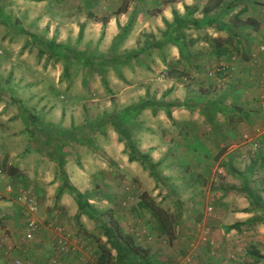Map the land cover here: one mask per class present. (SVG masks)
I'll use <instances>...</instances> for the list:
<instances>
[{
    "label": "crops",
    "instance_id": "0c3cea01",
    "mask_svg": "<svg viewBox=\"0 0 264 264\" xmlns=\"http://www.w3.org/2000/svg\"><path fill=\"white\" fill-rule=\"evenodd\" d=\"M31 1L32 7L39 3ZM210 1L129 0L126 9L118 11L123 0L114 10L108 9V3L103 0H94L90 9L93 8L95 17L78 19L85 34L83 42L93 46L91 53L96 49L106 52L119 32V26L127 22L131 23V27L122 47L135 49L137 43L142 46L144 40L141 34H155L158 28L163 30V19L172 22L173 11L190 20L185 30H197L198 35L194 36L201 38L210 48L206 54L203 51L193 52L191 48L197 45L195 40L185 43L172 41L166 43L169 48L167 58L120 64V82H126L118 92L122 102L120 108L146 98L154 103L138 112L135 120H141L138 122L145 127V118L150 117L151 126L154 127L152 135L139 130L137 148L147 153L152 162H158L159 166L165 168V176H159L163 181L159 186L156 185L157 180L150 179L139 161H129L125 144L119 141V134L106 120H99L101 127L97 133L90 132L89 127L78 132L81 125L72 122L71 112L65 114L63 106L34 109L29 102L31 96L27 94L28 84L18 89L12 86L14 94L11 89L6 102H0V197L4 200L0 225L11 229V237L4 239L8 247L16 248L15 252L10 253L12 256L17 253L41 254L49 240L57 244L55 231L60 227L58 223L64 221L61 213L71 218L77 215L78 203L74 194L62 186L61 171L93 205L96 204V195L101 193L100 188L114 197L110 180H125L129 175L137 179L141 188L135 194L133 206H127L129 194L126 199L116 200L114 205L108 203L111 201L107 199L97 203L102 208L110 207L122 225L130 222L127 213L129 208H137L138 196L142 191H149L154 197L161 192L159 200L170 202L173 208L180 207L177 211L181 213V219L177 220V225L182 226L181 235L185 242L187 238L193 240L197 236L192 225H196V217L202 216L203 209L205 215H209L210 225L214 223L217 228L203 227V233L197 237L207 236L208 239L204 241H209L223 252L227 250V255L235 237L244 239L250 235L249 240L256 237L264 241V212L261 205L264 204V179H257L264 174L261 173L264 168V62L258 49L264 36V12L259 6L245 8L246 0L232 9L221 6L205 12V8L216 3V0ZM260 1L264 3V0ZM0 14L3 15V12ZM212 18L216 20L211 21ZM194 19L200 20L198 27L192 25ZM76 27L77 23L75 31L70 33L72 37L67 32L68 25H62L58 38H51L59 43L71 41L79 32ZM184 45L192 53L190 58L180 56V48ZM213 62L221 68L215 76L224 75L222 80L225 82L211 97L206 89L220 81L212 76L209 68ZM167 68L169 70H165ZM141 72L142 75L139 74ZM189 84L200 86L198 99L190 96ZM16 96L21 101L15 103L12 97ZM80 120L91 127L97 124L90 122L87 116ZM160 129H164V135H161ZM94 146L106 156H99ZM246 149L253 152L254 158L244 169L239 168V162L249 151ZM182 161H186L185 164ZM235 177L241 179L240 184ZM8 184L31 189L39 198L41 229L33 241L24 238L25 222L21 205L6 191ZM61 189V194L56 198ZM186 207L198 211L199 216L185 220L186 214L190 213L183 212ZM163 208L168 209V206ZM80 219L86 221L85 215H80ZM235 223L239 227H229ZM33 242L39 243L33 246ZM199 242L196 246L202 243ZM94 249V246H89L86 253L93 255L97 251ZM197 250L199 254L194 252L191 257L187 255L181 264H196L197 260L202 259L204 248L199 245ZM260 253L264 254L263 251ZM56 255L60 260L65 258L58 252ZM226 261L224 259L217 264H227ZM251 261L253 264H264V259L254 256Z\"/></svg>",
    "mask_w": 264,
    "mask_h": 264
},
{
    "label": "rangeland",
    "instance_id": "374dc122",
    "mask_svg": "<svg viewBox=\"0 0 264 264\" xmlns=\"http://www.w3.org/2000/svg\"><path fill=\"white\" fill-rule=\"evenodd\" d=\"M93 1L94 0H92V2H90V0H41L36 1L39 3L32 7L31 0H0V12H3V15L0 14V102L9 98L11 89L13 90L11 93L14 94L15 90L12 86L15 85L18 89L26 83L29 88L27 94L31 96L29 102L34 109H44L47 106H63L65 114L71 112L73 116L72 122H75L77 126L81 125L78 132L83 131V129H87L88 127V130L92 133H97L100 130L101 125L98 122L103 116V113L106 114L107 112L111 113L115 110L117 111V109H119L122 105L118 92L123 88V84L126 82H120L121 66L118 65L119 63L116 66H112V64L107 63L105 72L102 73L106 75L108 81V88H105L101 81V72H99L100 68L98 66H93L92 64L84 65L77 63L74 60L65 64L62 59L57 60L55 58L46 57L44 53H42L43 50L41 49L44 47L40 43L35 42V39L30 37L28 34H36L39 39H50L51 37L58 38L60 27L62 25H68L67 32L70 35V33L75 31L76 23V30L79 29V25L81 24L78 21L79 18L95 17L93 8L90 9ZM103 1L108 3L107 8L112 10L120 4V0ZM263 4L264 3L260 0H253L247 3V6L249 9L259 6V8L264 12V6H262ZM252 18L253 17H251V19ZM247 20H250V18ZM241 22H244V20H241ZM163 28H165V26ZM190 28L192 27H189L188 29ZM158 30L155 34L151 33L153 34L151 37L152 40L161 38L160 28H158ZM197 32V30L193 29L187 31L184 29L185 41L195 40L197 42L196 48H191L193 52L203 51L205 54L207 51L210 52V48L202 42L201 38L194 36ZM76 35V38L73 37L71 41L68 40L66 43H69L72 48L77 49L79 52H87L90 54L93 46H87V43H84V31L82 32V36L80 38H78V32H76ZM144 39L145 38L143 36L142 40ZM263 39L259 43H262L264 41ZM123 40L121 42H117V44L119 42L120 43L116 48L121 54H123L126 50H138L142 47L137 43V48L135 49L123 48ZM200 46L204 47L200 48ZM168 49V45L165 44L163 48H152L149 51L150 54L148 56L146 53H143L139 56V58L131 57L128 61L135 60V62H143L149 58L154 59V61L155 59H162V57L167 58L169 56ZM101 53L108 56L110 55V49L106 52L98 51V49H96L94 54H91L97 55ZM123 60V64H126L125 62H127V60ZM216 66V62H213L211 66H209L212 76H215L217 72H220V70H216L219 68ZM141 67L142 66H140V68ZM134 74H136V72H134ZM139 74L142 75V72ZM215 77H217L218 80L220 79V81L212 83L210 88L206 89L208 90V95L211 97L216 94L218 89L223 87V82H225L222 80L224 75L217 74ZM199 88V85L189 84L190 96H192L193 99H198ZM201 89L203 90V88ZM24 96L26 97V95ZM12 99L15 103L21 101V99L17 96L16 98L12 97ZM6 100L4 102H6ZM84 116L89 117L90 122H96L97 124L94 127H91L90 125L87 126L83 123V120H80V118H83ZM135 119L136 118L133 119V125H131L130 130L133 135L132 139L134 144L137 147V140L140 133L138 136L137 134L140 129H142L141 131L147 135H152L155 131L152 129L154 127L151 126L152 122L150 117L145 118L144 126L146 128L138 122L141 120L137 121ZM148 128H150V130ZM33 129L38 130L35 127H33ZM160 133L161 135H164V129H160ZM44 136L45 135H43V137ZM80 139H82V136ZM94 147L99 156H106L97 149V146ZM127 150L128 148L125 149V151ZM246 150L248 151L249 149ZM252 154L253 152L251 150L246 152L245 157H241L242 159L239 162L238 167L244 169V167L249 163V160L254 158L252 157ZM182 162L185 164L186 161ZM145 171L149 174L151 180H157L156 185L159 186V183H163L159 176H165V173L163 174L165 168L158 165L157 172H155L156 176H153L147 169ZM263 172L264 168L261 169V173ZM235 178L239 180L240 184L241 179L238 177ZM257 179L263 180L264 174H260ZM110 182V186L113 190H111V192L115 195L113 197L110 193H106L105 189H99L101 193L96 195L97 200L96 204H94L97 206L96 209L98 210L96 217L89 218L86 214H83L86 217V221H83L80 219V216L76 215L74 218H71L67 216L66 213H61L64 221L63 223L58 224L61 227V234L65 237H69L70 244V248L68 250L59 252V254H63L65 256L62 260V264H94L99 247L104 245L107 248H110L107 238L103 234L102 226L108 224L109 218H112V221H117L118 223L119 221L117 220V216L113 214L110 207L102 208L99 207L97 203L103 199H107L111 201L108 203L114 205L116 200H120L122 198L126 199L127 194H129L130 197L126 199L127 206H133L136 202L135 194L138 191V188H141L139 181L130 175L127 176L125 180H110ZM146 192L149 194V191ZM161 195L162 193L160 192L158 196H150L160 206L162 205L165 208L168 206V209L166 210L172 219L170 231L167 232L166 230H158L156 227H152L146 214L137 213V211L133 212L134 209L131 208H129V212L127 213L130 222L123 225L119 223L125 232L130 233L138 244L144 246L148 250V257L151 264H181L182 261L186 259L187 255L191 257L194 252L199 254L197 250L199 245H202L204 248L202 253L203 258L197 260L196 262L194 261L196 264H217L224 259L227 260V264H233L234 262L238 264H253L251 261L252 255L248 254L250 252L249 250L255 248L258 252H264V241H260L259 239H256V237L249 240L248 238L250 235L244 239L237 237L233 238L232 244H230L232 248L230 249V253L228 255L227 250L226 252L218 250V247H215L212 243L210 244L209 241L206 242L203 238L197 237L198 234L200 236V233H203V230L205 229L203 227L210 226L211 229L217 228L214 223L210 225L211 221L208 219L209 215H205L204 209L202 211V216L196 217V222L199 223V225H197V223L196 225H192L194 226L197 236L194 237L193 240L189 237L187 238L188 241L185 242L183 235H181L182 226L177 225V220L181 219V213H178L177 211L180 207L176 209L173 208V205L170 202L159 200ZM208 210L209 209H207V212H210V210ZM57 211L60 212V210ZM187 211L190 213L186 214L187 218L185 220L193 218L195 215L199 216V213H197L198 211L194 212L193 210H189L187 207L183 209V212ZM120 215H122V213ZM204 217H206V219ZM65 220L68 221V223H64ZM48 227L50 228L52 226L48 225ZM178 229L180 230L179 235L177 234ZM10 232V227L0 225V264H14L15 259H20L22 264H54L51 262V258H53V255L57 253L56 249L58 246L56 243L53 244L50 240L44 245L41 254L32 256L30 254L21 255L17 253L12 256L10 253L15 252L16 248L8 247L6 245L7 241L4 239L11 237L12 233ZM209 235H211V232ZM203 237L208 239L207 236L203 235ZM75 238L77 241L73 242L72 240ZM236 239H238V241H235ZM197 241H200L199 243L202 241V243L196 246ZM36 243L39 242H33L31 245L35 246ZM40 243L44 244L43 241H40ZM89 246H94V248L97 249V251H94L93 255L86 253ZM111 251L115 254L113 249H111ZM159 256L162 257L160 258Z\"/></svg>",
    "mask_w": 264,
    "mask_h": 264
},
{
    "label": "trees",
    "instance_id": "16d2710c",
    "mask_svg": "<svg viewBox=\"0 0 264 264\" xmlns=\"http://www.w3.org/2000/svg\"><path fill=\"white\" fill-rule=\"evenodd\" d=\"M40 1V0H34ZM245 0H238V2L233 3L231 1L225 0H216V3L212 7L205 8V12H209L211 9L224 6L226 9H232L237 6L239 3H243ZM248 1V2H247ZM209 2H211L209 0ZM250 0H246V3H249ZM128 5V0H123L118 11L125 10ZM247 8V4L244 5ZM218 19V18H217ZM216 20L212 18L211 21ZM190 20L178 15L176 11H173V21L169 22L166 19H163L165 28L161 30V38L152 40L151 33H143L144 43L141 48L138 50H126L123 54L117 51L118 44L125 38L127 35L131 23L127 22L126 25L120 27L119 32L114 37L113 42L110 46V55L106 56L105 54L92 55L87 52H79L77 49H74L70 46L69 43H59L56 42L54 38L39 39L36 34L28 33L30 37L35 39V42L40 43L44 48L42 53L46 57L55 58L57 60H64L65 64L72 62L73 60L77 63L93 66H98L99 72H101V81L105 88H108V81L105 74V67L107 63L116 66L123 64V59L128 60L133 58H139L143 53L149 54L150 48H161L162 45L168 42H184L185 43V34L184 29L190 24ZM241 22V20H240ZM242 23V22H241ZM200 20H192V25L198 27ZM246 24V23H243ZM104 25V22H103ZM82 36V26H79L78 38ZM120 41L118 44L117 42ZM150 45V47H148ZM94 54V52H93ZM191 51L186 47V45L180 48L181 58H190ZM218 54V52H217ZM195 56V55H194ZM193 56V57H194ZM125 62V63H127ZM195 67H198L196 65ZM66 69V67H65ZM168 69V68H167ZM169 70V69H168ZM154 104L149 98L141 99L135 103H132L124 108H119L114 112L103 113L102 120L110 123L114 130L119 134V141L124 142L125 147L128 148V159L129 161H139L144 169L149 170L153 176H156L158 162H152L149 158V155L145 152H141L132 139L131 133V121L135 118V115L140 112L142 109L146 108L149 105ZM169 115V114H168ZM62 165V163H61ZM62 175V186L67 188L71 193L74 194L75 200L78 203L77 216L81 214H86L89 218H94L97 216V209L91 204L84 193L78 191L68 180L66 173L61 171ZM62 189L56 194V198L61 194ZM137 208L134 211L137 213H144L148 216L149 223L152 227H156L158 230H166L167 232L171 230L172 219L168 211L162 208L151 196L143 191L138 196V201L136 203ZM264 212V204L261 203ZM143 211V212H142ZM229 227H239L238 223L232 224ZM103 234L107 238V242L110 245V248L115 251V254L112 253L110 248H107L104 245L99 247L98 254L96 256L94 264H151L148 257V250L136 242L134 237L123 230L117 221H112V218H109V222L106 225L102 226ZM250 255L255 258L264 259V254L258 252L253 248L250 252Z\"/></svg>",
    "mask_w": 264,
    "mask_h": 264
},
{
    "label": "built area",
    "instance_id": "2783aa9c",
    "mask_svg": "<svg viewBox=\"0 0 264 264\" xmlns=\"http://www.w3.org/2000/svg\"><path fill=\"white\" fill-rule=\"evenodd\" d=\"M264 26V21H263ZM264 38V36H263ZM264 40V39H263ZM258 49L263 56L264 59V41L258 44ZM216 70H221L218 68ZM264 101V96H263ZM0 173L2 170L0 168ZM6 191L14 196V200L21 205V212L25 222L24 229V238L26 240H34L36 235L39 233L41 229V222L38 218L39 212V198L37 194L31 189L24 187H17L13 184H8L6 186ZM3 199L0 197V210L3 208ZM55 233L58 235L57 240V252L66 251L70 248L69 237H65L61 234V228H56ZM206 240V238H203ZM51 258V262L54 264H62V260L58 258L56 254ZM14 264H22L20 259H15Z\"/></svg>",
    "mask_w": 264,
    "mask_h": 264
}]
</instances>
